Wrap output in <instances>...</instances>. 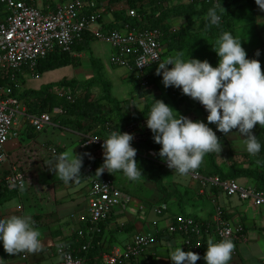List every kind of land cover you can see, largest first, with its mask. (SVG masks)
I'll return each instance as SVG.
<instances>
[{
    "label": "crops",
    "instance_id": "0c3cea01",
    "mask_svg": "<svg viewBox=\"0 0 264 264\" xmlns=\"http://www.w3.org/2000/svg\"><path fill=\"white\" fill-rule=\"evenodd\" d=\"M106 1L112 6V11L102 15L100 25L109 29H119L122 21L116 18V14L121 10L126 11V4L123 1ZM253 1L255 3V0ZM61 2L39 0L38 5L43 10L50 12ZM243 3L240 2L237 5L241 6ZM255 6L253 12L255 16L254 23L251 24V27L253 25L257 32L254 35L242 34L247 35L244 40L247 46L254 43H263L264 45V11H261L257 4ZM237 8L232 10L233 14H235V11L240 13L243 11L242 7ZM4 15L5 9L0 6V21ZM169 23L177 29L186 26V20L181 17L172 18ZM256 37L259 38L258 41L252 42ZM162 43L165 46L164 51L166 54L167 45L164 42ZM76 55L78 54L73 52V56L77 57ZM93 58L98 59L97 57ZM79 67V69L75 67L74 75L68 79L79 81L82 72L86 69H88L86 70L87 73L91 69V75H87L88 77L85 79L89 80L93 76V64H87L83 59V62L80 61ZM19 75L20 80L26 81L24 86L32 90H38V88L30 86L29 79L32 74L28 69L21 70ZM126 77L132 80L134 78L133 70L128 69ZM153 83L154 85L151 84L153 87H150L154 90H143L147 88L139 87L136 84L139 90H136L134 94H130L129 98L128 95L125 96L123 102L116 100L123 116L126 115V112H130V108L141 110L148 100L167 95V90H163L162 83L159 81ZM185 98L187 103L193 107L192 98L189 96ZM23 103L28 112L26 102L23 101ZM188 118L193 121L201 120L207 123L202 115L196 111ZM54 120V125L48 130L37 133L30 126L27 118L19 114L14 128L18 132V137L10 139L5 146L8 161L0 163V182H6L5 179L12 170H20L27 174V184L23 190L17 193L14 199L0 206V217L31 215L35 221V227L41 232L40 238L44 241V249L33 254L26 252L9 254L5 252L2 243H0V264H63L61 257L57 254V246L61 243L73 242L76 236L75 231L87 224L90 181L85 168L90 161L102 162L103 158L101 159V157L103 156H99L93 151L82 150L80 144L83 136L86 134L95 135L96 130L88 131L86 127L89 125L88 120L83 122L82 126L77 125V129L76 124L69 121L63 122L59 116L55 117ZM83 127H86V133L80 131ZM209 127L212 128L211 124H209ZM41 133H44V136H41ZM66 133L71 135L68 136ZM63 136L67 138V142L62 140ZM37 138L41 140V143H38ZM222 138L223 141L220 142L221 151L211 152L204 156L201 166L197 169L201 174L215 173L217 168L223 173H227L231 169H250L252 171L257 170L264 179L263 150L255 157L250 156L244 150L241 137L236 129H233L229 134H225ZM69 141H72L73 148L68 149ZM50 148H55L57 150L56 154L53 155ZM71 150L74 154L83 157L82 177L78 182L65 185L55 176L53 171L49 170L50 166L46 163L53 161L55 156L60 153ZM154 152L157 159L153 164L146 159L135 157L138 166L142 170V176L139 180L129 181L122 172L114 173L113 177L117 186L131 197V201L125 207L115 208L110 219L101 224L102 232L98 236L100 239L93 259L97 260L98 253L108 251L115 246L127 245L136 234H152L156 237V242L140 258L127 262V264H174L169 259L170 245L174 248L179 244L183 251L188 250L184 246L182 236L167 233L168 226L179 216H193L197 220L207 221L214 214L218 205L223 209L225 218L232 227L241 225L244 228L243 238L234 243L236 254L231 256L229 264H264V206L258 207L237 197H227L215 188H207L205 194L201 195L199 192L200 185L191 178L190 174L184 176L183 179L177 178L176 174L171 173L173 170L164 166L158 152ZM257 160L260 161L259 164L256 162ZM157 165H162L165 168L163 183L168 192L174 191L167 199H164V195L157 187L158 178L155 173L156 168H154ZM238 182L254 187L257 184L254 178H242L238 179ZM162 205H166L167 210L159 215L156 209ZM209 240L216 241L214 236L210 237ZM24 255H26V258H23ZM196 264H206V262H203L202 259L201 263L196 262Z\"/></svg>",
    "mask_w": 264,
    "mask_h": 264
},
{
    "label": "built area",
    "instance_id": "2783aa9c",
    "mask_svg": "<svg viewBox=\"0 0 264 264\" xmlns=\"http://www.w3.org/2000/svg\"><path fill=\"white\" fill-rule=\"evenodd\" d=\"M38 1L0 0V5L5 9V15L0 21V70L10 74L17 88H20L15 78L18 72L26 68L34 79H39L37 66L41 59L56 50L72 53L73 47L84 41L87 35L92 40L108 44L112 50L110 63L133 70V79L142 88H147L154 84L156 79L162 78L156 72L159 63L166 60L164 58L165 46L162 43L163 32L159 28L135 27L126 23H122L119 29L101 26L102 15L112 11L110 3L104 0H64L50 12L40 8ZM178 1L184 3L210 2V0ZM213 2L217 5V0ZM128 14L141 20L134 9L129 10ZM175 30L176 28L173 29ZM140 64L144 65L139 67ZM177 89L178 93H182L179 88ZM52 91L59 98L70 102L75 100L73 90L69 87L54 86ZM193 103L195 111L206 120L208 113L203 105L196 100H193ZM64 112L62 107H56L39 114H30L25 109L23 100L14 97L10 88L0 89V163L8 161L6 144L10 139L18 137V132L14 128L19 114L27 118L35 132L40 133L53 126L54 118ZM211 126L215 131V124ZM123 132L133 134L134 139L131 143L136 149V143L143 138L146 131L142 128L137 132L135 127L130 125L125 127ZM216 134L220 137L225 135L220 132ZM103 142L104 138L101 136L86 134L82 138L80 147L84 151H93L103 156L101 147ZM50 150L53 155L57 152L55 148H50ZM136 155L151 161L157 159L153 150H137ZM98 163L97 165L88 163L85 168L90 181L88 219L83 228L75 231L78 238L88 241L78 249H75L70 242L59 244L63 245V248L57 247V254L61 257L63 264H93V261L83 256L82 253L87 252L91 241L101 234V224L110 219L114 209L125 207L131 201V197L117 186L110 173L105 171L98 178L95 177L96 169L102 164L100 161ZM163 164L168 168L164 162ZM190 176L200 185L201 195L205 194L207 188H215L227 197H237L258 207L264 206V189L240 184L236 179L221 178L218 175L205 176L198 170L191 172ZM5 180L9 189L23 190L27 184V174L24 171L12 170ZM166 210V205H162L156 209V212L160 215ZM243 232V226L232 227L228 223L223 209L218 205L207 221L179 216L167 228L168 234L182 236L184 246L199 254L201 259H198L197 263L202 262L204 244L210 237L214 236L216 241L230 239L236 243L243 238ZM155 242L156 237L152 234H136L127 245L115 246L108 251L101 252L97 260H93L99 264H127V262L140 258ZM235 254L236 251L233 250L232 255ZM23 258H26V255Z\"/></svg>",
    "mask_w": 264,
    "mask_h": 264
},
{
    "label": "clouds",
    "instance_id": "9594fccd",
    "mask_svg": "<svg viewBox=\"0 0 264 264\" xmlns=\"http://www.w3.org/2000/svg\"><path fill=\"white\" fill-rule=\"evenodd\" d=\"M255 3L264 11V0H255ZM205 18L211 25H218L221 19L216 7L209 8ZM213 50L219 58L215 67L208 60L189 56L185 59L183 52H177L174 57L159 63L156 69L165 88H179L182 94L203 105L208 113L207 123L193 121L163 100L153 99L146 116V127L151 130L154 142L160 145L158 156L181 177L197 170L206 154L221 151L217 132L229 134L236 129L244 150L250 156L255 157L261 151L262 145L252 132L256 125L264 127V72L261 62L246 58L241 39L229 31L219 35ZM256 55L259 56V52ZM209 124H215L216 130ZM133 139L131 133L110 132L101 145L103 163L96 169L95 177L105 171L110 174L122 172L129 181L139 180L142 170L135 159L137 149L132 146ZM256 162L260 163L259 160ZM46 164L65 185L78 182L82 177L83 157L74 154L73 150L60 153ZM40 237L41 232L35 227L31 215L0 217V243L6 253H39L44 249V241ZM57 247L63 248V245ZM234 247L230 239L209 240L203 260L206 264H229ZM169 257L174 264H196L201 259L193 251H183L179 244L174 248L170 245Z\"/></svg>",
    "mask_w": 264,
    "mask_h": 264
},
{
    "label": "trees",
    "instance_id": "16d2710c",
    "mask_svg": "<svg viewBox=\"0 0 264 264\" xmlns=\"http://www.w3.org/2000/svg\"><path fill=\"white\" fill-rule=\"evenodd\" d=\"M110 2L119 1V0H109ZM132 8H135L137 14L141 17V20H138L137 17H131L127 11L121 10L116 14L117 19L121 20L122 23L130 24L131 26L140 27H152L159 28L163 32L162 42L167 45L166 49V59L169 57H174L177 52H183L184 58H197L201 61L208 60L209 63L213 62L215 65L218 63V56L213 50V45L218 39L219 35L223 31H229L235 37L241 39V43L244 42L247 35H242L237 31V25H235V18L232 16V10L238 9L237 7H243L244 5L249 4L253 0H217V5L214 4L213 0H210L209 3L203 2H195V3H183L177 2L173 3V0H126ZM172 2V3H171ZM244 2L241 6L237 5L238 3ZM171 3V4H170ZM216 7L218 14L221 17L222 22L218 25H211L209 21L205 18L207 11L209 8ZM184 18L186 20V26L183 28H176L173 31L174 27L170 25L169 21L172 18ZM90 41L92 38L90 36H86L84 41L76 44L73 49V52H82L83 50L89 49ZM247 53V57L249 59H258L261 62V70L264 72V45L263 43H254L250 46L245 45L243 47ZM207 49V50H206ZM204 50V51H203ZM259 52V56L256 53ZM56 50L53 53L49 54L45 58L41 59L38 62L37 72L39 74H43L46 71H51L54 69H58L61 67H66L69 65H78L80 64V59L73 57V54ZM93 69L95 70L96 76L89 79L86 84H79L74 80H66L63 79L56 84H47L46 86H42L38 90H22L17 88L12 80L9 73L5 74V76L0 77V89L5 88L7 86L12 90V95L19 100H23L26 102V105L29 109L30 114H39L44 111H50L56 107H62L64 109V113L59 115V118L63 122H72L76 125H83L82 119H87L89 121V125L86 126L88 131L92 129L96 130L95 135L106 138L108 134L112 131H124V128L130 125H133L135 129H139V131L144 128L145 133L143 134V138H141L136 143V149L139 151L143 150H153L159 152L160 145L155 143L153 140V134L150 129L146 127V116L148 111L154 102L153 99H150L146 102L144 107L139 110L133 116H123L118 102L112 98L111 95V86L110 82L105 79L102 75V66L99 64L98 59L92 58ZM16 80L19 83L20 75L19 72L16 74ZM162 83V78L159 80ZM91 83H99L104 87L103 95L105 97V103L111 105L113 110L116 113V117L119 120V124L114 128L107 127L105 118V114H102V108L97 103V101L92 99V94L89 86ZM135 83L141 87L138 82L135 80ZM20 85V83H19ZM88 85V86H86ZM54 86H67L73 90V95L75 100L73 102L68 101L67 99L57 98V96L51 93V90ZM170 88H175L171 87ZM177 88L175 90H167L166 96H159L155 98L156 100H163L166 104L175 109L178 113L183 116L188 117L191 115L195 109L194 106L191 107L187 103V99L185 98L187 95L177 92ZM177 113V115H178ZM65 124V123H64ZM66 125V124H65ZM99 125V126H97ZM121 126V127H119ZM87 131V130H86ZM254 135L259 139L262 147L261 151H264V127H260L259 125L254 126L252 129ZM220 142L223 141V138L217 136ZM136 157H140L137 156ZM141 158V157H140ZM143 159V158H142ZM103 160V159H102ZM152 164L154 161L148 160ZM89 163H93L95 165L99 164L98 161H90ZM103 163V161L101 162ZM155 173L157 176V187L158 190L164 195V199L170 197L173 192H168L165 187L163 181L165 179V168L162 165L155 166ZM203 173V172H202ZM204 174V173H203ZM111 174L110 176H113ZM204 175H218L221 178H230V179H242V178H254L257 182L255 188L264 189V179L258 171H252L250 169H231L227 173H223V171L217 170L215 173L204 174ZM21 191L18 189H9L6 185V182H0V206L4 203L14 199L17 193ZM183 215V214H182ZM196 219L193 216H188ZM197 220V219H196ZM200 221V220H199ZM78 239V241H76ZM100 237L93 239L90 243V248L87 252L82 253L83 256L89 258L93 261V264H99L97 261H94L93 258L95 256V249L97 248V244ZM88 240L78 238L75 236V240L71 242L75 249L80 248L82 244H85ZM188 251L190 249L186 248ZM207 249V243L204 244V254ZM99 254V253H98ZM204 256V255H203ZM204 262V260H203Z\"/></svg>",
    "mask_w": 264,
    "mask_h": 264
},
{
    "label": "rangeland",
    "instance_id": "374dc122",
    "mask_svg": "<svg viewBox=\"0 0 264 264\" xmlns=\"http://www.w3.org/2000/svg\"><path fill=\"white\" fill-rule=\"evenodd\" d=\"M56 1L61 2V0H56ZM104 1H106V0H104ZM120 1H123L126 4V7H127L126 11L127 12L131 9H134L136 11V9L132 8L126 0H119V2ZM172 2L177 3L178 1L173 0ZM255 5H256V3H254V1H251L249 4L244 5L242 7L243 11H241V13L239 11H235V14H232V16L236 19L235 25L239 26L237 28L239 34L242 33V34H247V35H254L257 32L256 28L253 25L251 27V24L254 23V17L255 16H254L253 12H254V8L256 7ZM222 20H221V22H222ZM258 39L256 37V38H254V40L252 42H257ZM90 43L91 44L89 46V49L83 50L82 52H79V53L75 52L76 54H78V55H76L77 56L76 58L80 59V61L82 60V62L84 59V61L87 62V64H92V58L93 57L98 58V62L102 66V75L105 77L106 80H108L110 82L111 92H112L111 95H113V97H112L113 99L123 102L125 96L128 95V98H129L130 94H132V93L134 94L136 90H139L136 87V83H135L134 79H132V80L130 78L127 79L126 76L128 73V68L117 67V66H114L110 63V56H111L112 50L108 44L100 42L98 40H92V41H90ZM246 44L247 43H245V42L241 43L242 47H244ZM84 51H86V52H84ZM83 52H84V54L82 55ZM79 54H80V56H79ZM164 58L166 59L165 56H164ZM82 64H84V63H82ZM211 65L214 67L216 66L213 62H211ZM75 67L78 68L79 64L76 65ZM75 67L73 65L72 66L69 65V66L61 67V68L54 69L51 71H46L42 75L40 74L41 77L38 80L34 79V78L32 79V77H30V79H29L30 80L29 82L31 83L30 86L33 88L39 89L42 86H46L47 84H56L60 80H63V78H66V80L71 81L73 79H68V78H72L71 76L74 75V71L76 69ZM79 70L81 71V68ZM86 70H88V69H86ZM86 70H84V72H82V77L79 79V81L76 80L75 82H77L79 84H83V86H84V84H86L88 79H85V78L88 77L87 75H91L90 74L91 69H89L90 72L88 71V73ZM5 74H7L5 71L0 70V77L3 78V76H5ZM92 75H93L92 77L96 76L94 69L92 71ZM92 77H90V79ZM19 83L21 86H23L22 89L32 90V89L24 86V83H26V81L23 82V80H20ZM86 86H88V85H86ZM151 87H153V86H151ZM151 87L149 86V87H147V89H143V90H154ZM5 88L7 89L8 87L5 86ZM89 88H90V91L92 94V99L97 101V103L100 105V108H102L101 113L105 114V116H106L105 120H106V122H108V124H107L108 127H111V128H114V126L116 127L117 124H119V120L116 117V113L113 110V107L111 105L105 103L106 100H105V97L103 95V91H104L103 85L99 84V83H91ZM162 88H163V90H172V91L175 90V88H173V89L170 87L165 88L163 84H162ZM51 93L54 95L52 90H51ZM135 109L130 108V112H126L125 116L135 115L139 111V109H137V110H135ZM197 113H199V112H197ZM81 121L86 122L87 119L84 118ZM97 126H99V125H97ZM119 127H121V126H119ZM76 129H77V125H76ZM85 129H86V127H83L80 129V131L83 133H86ZM136 130H137V132H139V129H136ZM66 134L68 136L71 135L69 133H66ZM40 135L44 136V133H41ZM38 136H35V137H38ZM62 140L67 142V138L64 136H63ZM38 143H41V140L38 139ZM69 143H70V145H69L68 149L73 148L74 145L72 144V141H69ZM75 147H76V145H75ZM33 151L35 152V150H33ZM171 173L174 174L173 171ZM176 176L179 179H183V177H181V176H178V175H176Z\"/></svg>",
    "mask_w": 264,
    "mask_h": 264
}]
</instances>
